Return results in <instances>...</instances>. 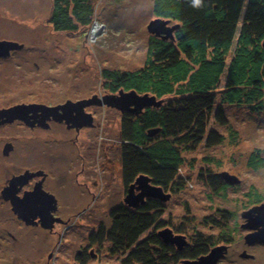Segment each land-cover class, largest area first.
<instances>
[{
    "label": "rangeland",
    "instance_id": "obj_1",
    "mask_svg": "<svg viewBox=\"0 0 264 264\" xmlns=\"http://www.w3.org/2000/svg\"><path fill=\"white\" fill-rule=\"evenodd\" d=\"M94 3L89 26L62 31L50 22L54 0H0V39H15L24 45L10 56L0 57V110L21 103L56 106L102 96L110 93L104 69L136 70L145 64L149 39L156 35L148 30L150 21L158 18L152 10L153 0ZM95 26L100 29L93 35ZM221 83L218 89L222 90L223 78ZM219 94L203 140L191 149L181 147L187 159L181 166L186 183L162 200L161 218L171 223L168 227L175 233L179 228L178 234L186 236L189 245L206 235L216 244L233 243L235 251L237 244L244 242L245 233L235 229L242 222L239 213L255 197L264 199V163L257 168L249 165L253 154L264 159V112L250 106L255 103L224 102ZM176 97L166 95L157 100L163 105ZM220 105L226 124L215 116ZM88 110L95 115V126L83 125L86 127L78 134L64 124L32 129L24 121H0V264H83L78 249L88 243L90 232L111 226V211L126 196L121 160L123 112L104 103ZM212 130L224 136L221 143L208 145ZM9 141L13 149L5 154ZM102 161L108 165L105 170ZM85 165L90 175L81 177ZM40 168L50 172L45 186L57 188L54 215L59 220L53 231L39 224V218L37 223L26 224L2 196L14 174ZM224 172L236 176L239 183L224 179L222 189L211 185L209 175L221 177ZM94 173L98 176L91 175ZM79 181L97 183L85 189L77 186ZM64 188L71 192L65 194ZM110 246L106 240L96 245L98 254L85 264H121L127 252L113 253ZM250 252L256 254V260L241 259V264H264V246ZM229 259L218 264H232Z\"/></svg>",
    "mask_w": 264,
    "mask_h": 264
},
{
    "label": "trees",
    "instance_id": "obj_2",
    "mask_svg": "<svg viewBox=\"0 0 264 264\" xmlns=\"http://www.w3.org/2000/svg\"><path fill=\"white\" fill-rule=\"evenodd\" d=\"M94 2L54 0L50 22L62 31L89 26ZM152 10L156 17L179 24L174 38L152 35L141 68L104 69L102 74L110 93L123 89L157 98L178 96L138 114L125 111L121 119L125 184L144 174L164 191L176 193L186 183L181 166L187 159L181 147L191 149L203 140L219 91L224 102L255 103L250 106L264 112V0H201L199 5L195 0H153ZM215 116L221 124L228 122L221 105ZM223 140L215 130L208 133V145ZM263 163L257 154L249 160L254 168ZM208 181L224 188L216 175ZM164 207L158 198L137 207L121 203L112 209L111 226H102L97 240L111 243L113 253L127 252L121 264H180L207 254L216 244L206 235L184 248L164 242L158 233L171 225L161 218Z\"/></svg>",
    "mask_w": 264,
    "mask_h": 264
},
{
    "label": "water",
    "instance_id": "obj_3",
    "mask_svg": "<svg viewBox=\"0 0 264 264\" xmlns=\"http://www.w3.org/2000/svg\"><path fill=\"white\" fill-rule=\"evenodd\" d=\"M169 23L170 20L156 18L150 21L148 30L164 38L173 39L174 31L179 27V24H173L171 26ZM23 46L22 43L17 41L0 40V57H7L11 54L12 50L21 49ZM161 102L162 101L157 100L156 96H150L149 94L140 95L135 90L125 91L121 89L118 93H108L99 99L91 97L76 102L67 101L64 104L56 106L40 103H21L0 110V121L11 122L19 119L24 120L30 125H34L35 119L39 117V124L43 126H47L48 120L51 118L57 120L65 119L70 125L72 123L70 115L78 108L74 120L79 118V121L77 124L73 122L72 125L83 126L92 124L91 113H86V116L82 113L85 111L84 108L87 105L93 103H104L117 107L123 113L129 111L138 114L146 107L161 105ZM12 149V143H6L4 153L9 154ZM42 172L43 171H37L33 174H42ZM219 175L223 176V178L231 184L239 183L240 181L236 176L228 174L227 172L220 173ZM30 176H32V173L26 171L23 174L13 177L9 184L3 188L2 196L5 200L10 201L13 211L20 219L24 220L26 224L36 223L38 222L36 219L39 218L42 226L52 229L54 222L59 220V218L54 215V211L57 208V199L54 194L43 189V181L36 184L33 190L25 192L24 196L21 197L18 195V191ZM170 196L171 193L153 184L149 176L141 174L135 178V181L128 187L124 202L129 206L137 207L138 205L145 204L149 198L168 200ZM244 215L249 218V227H260L258 232L250 234L251 237L256 236L260 237V240H264V203L255 209L249 210ZM158 234L162 237L164 242L175 244L178 248H183L189 244L186 240V236L180 233L176 234L171 227L162 229ZM225 249L226 247L223 245L215 246L208 254L202 255L194 260L185 259L181 264H217L224 256Z\"/></svg>",
    "mask_w": 264,
    "mask_h": 264
},
{
    "label": "flooded vegetation",
    "instance_id": "obj_4",
    "mask_svg": "<svg viewBox=\"0 0 264 264\" xmlns=\"http://www.w3.org/2000/svg\"><path fill=\"white\" fill-rule=\"evenodd\" d=\"M0 40H13V41H17L15 39H0ZM19 42V41H17ZM14 50H12L13 52ZM11 52V53H12ZM11 55V54H10ZM9 55V56H10ZM8 57V56H7ZM103 96V95H102ZM102 96H99V95H93L92 97H95L96 99H99L100 97ZM91 98V97H90ZM84 99H89V98H83V99H80V100H84ZM79 101V100H78ZM76 102V101H74ZM63 104V103H61ZM60 105V103L58 104ZM95 105H101V104H98V103H93V104H90V105H87L83 111V115L86 116V113H91L92 114V124L88 125L90 127H94L95 126V123H94V120H95V115L93 114V112L89 111L88 108L92 107V106H95ZM78 110V108H77ZM77 110H74L71 115H70V118L72 119V123L75 122L76 124L78 123L79 121V118H77V120H74L75 118V115L77 114ZM80 111V110H79ZM82 112V111H81ZM85 112V113H84ZM81 114V113H80ZM16 120H19V119H16ZM36 121L34 120H31V121H34V125H30L28 124L27 122H25L24 120H19V121H24L25 124H27L29 127H31L32 129H35V127H43V128H50L51 125L53 124H64L66 125V127L69 129V130H73L74 132H76L77 134L86 126H74L72 125V123L69 125L66 120H57V119H49V122L47 123L48 125L47 126H43L41 124H39V117L35 119ZM10 143H12L13 145V142L9 141ZM7 142V143H9ZM105 143V142H104ZM107 144V143H106ZM87 157H90L89 154H87ZM84 159V157H83ZM52 161H53V158H52ZM84 164H86V162H83ZM104 163H106V161H102L101 162V168H104V170L108 167L104 165ZM86 165L84 168H82V171H81V177L84 175H90V170L86 171ZM26 171H29V173H32V176H30L28 178V180L25 182V184L22 185V187L20 188V190L18 191V195L19 196H24L25 192H28V191H31L35 188L36 184H38L40 181H43L42 182V187L44 190H46L47 192H50L52 194L55 195L56 199H57V204H58V201H59V198L57 196V188L56 186H53V189H49L47 186H45V184L47 183L49 177H50V172L48 171H45L44 169H26L25 171L23 172H19L17 174H14L13 177L17 176V175H20V174H23L24 172ZM37 171H43L42 174H33L34 172H37ZM91 175H95V176H98V173H94V174H91ZM12 177V178H13ZM123 177V176H122ZM217 178L224 180V178L221 176V177H218L216 176ZM61 179V178H60ZM11 180V179H10ZM9 180V181H10ZM124 181V179H123ZM135 181V180H134ZM134 181H132L131 183H129L128 185L125 184V192L127 194V190H128V187L130 186V184H132ZM53 183H56L53 181ZM97 182H91L89 183L88 181H82V182H78L77 186L81 185L80 187H83L85 189H90L92 186H94ZM9 184V182H8ZM7 184V185H8ZM70 188H64L63 189V192L65 194L68 195L69 192H71V190H69ZM56 191V192H54ZM91 201H96V197L94 195V193H91ZM4 199V198H3ZM125 199V198H124ZM8 201V200H7ZM125 204V202H123ZM264 203V199L261 198V197H255V199H253L250 204H246L247 207L243 208L241 213H239L238 217L240 216L242 218V222H238V224H236V227L235 229H240L242 232H245L243 235H242V239L244 242H241V243H238L237 246L234 248L235 251H232V246H233V243H230V242H227V243H222V244H215L213 247L215 246H225L226 249L224 250V256L222 257V259L219 261L221 262L224 258H228L230 256V262L232 264H241L240 260L241 259H250V260H256V254L254 253H251L250 250L251 249H255V247H262L264 246V240H260V237H251L250 234H253V233H256L258 232L259 228L260 227H249V218L248 216H245L244 214L247 213L249 210L251 209H255L256 207H258L259 205L263 204ZM121 204V203H120ZM228 213H231L230 211H228ZM235 215V214H234ZM22 220V219H21ZM60 222L63 223V221L61 220ZM37 223V222H36ZM41 224V223H39ZM100 227V226H99ZM54 228L51 229V231H53ZM99 229V228H98ZM99 234V231H92L90 232L89 234V237H88V243L83 246L82 248H79L78 249V254L80 255L79 257V260L85 264L86 263V260L88 261L90 257H94L95 255L98 254V251H96L95 249V246L96 245H102L104 243L105 240H101L100 242L97 240V235ZM178 234V233H176ZM228 240V239H227ZM189 244H187L186 246H188ZM184 246V247H186ZM183 247V248H184ZM211 247V249L213 248ZM210 249V250H211ZM99 250H101L99 248ZM209 253V252H208ZM207 253V254H208ZM231 255H230V254ZM185 260V259H184ZM218 262V263H219ZM182 263V261H181ZM180 263V264H181ZM217 263V264H218ZM245 262H243L242 264H244Z\"/></svg>",
    "mask_w": 264,
    "mask_h": 264
},
{
    "label": "bare ground",
    "instance_id": "obj_5",
    "mask_svg": "<svg viewBox=\"0 0 264 264\" xmlns=\"http://www.w3.org/2000/svg\"><path fill=\"white\" fill-rule=\"evenodd\" d=\"M99 29H100L99 26H95L94 29H93V32H94L93 35H96ZM137 177H138V176H137ZM137 177H136V178H137Z\"/></svg>",
    "mask_w": 264,
    "mask_h": 264
},
{
    "label": "clouds",
    "instance_id": "obj_6",
    "mask_svg": "<svg viewBox=\"0 0 264 264\" xmlns=\"http://www.w3.org/2000/svg\"><path fill=\"white\" fill-rule=\"evenodd\" d=\"M195 3L199 5L201 3V0H195Z\"/></svg>",
    "mask_w": 264,
    "mask_h": 264
}]
</instances>
